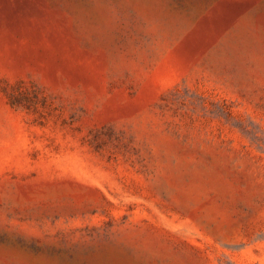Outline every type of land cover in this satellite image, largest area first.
Segmentation results:
<instances>
[{
  "label": "rangeland",
  "instance_id": "1",
  "mask_svg": "<svg viewBox=\"0 0 264 264\" xmlns=\"http://www.w3.org/2000/svg\"><path fill=\"white\" fill-rule=\"evenodd\" d=\"M0 264H264V0H0Z\"/></svg>",
  "mask_w": 264,
  "mask_h": 264
}]
</instances>
